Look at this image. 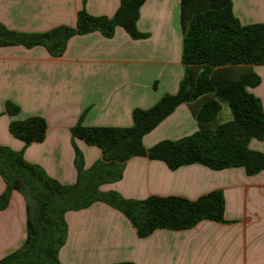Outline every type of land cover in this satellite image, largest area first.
Segmentation results:
<instances>
[{
    "label": "crops",
    "instance_id": "crops-1",
    "mask_svg": "<svg viewBox=\"0 0 264 264\" xmlns=\"http://www.w3.org/2000/svg\"><path fill=\"white\" fill-rule=\"evenodd\" d=\"M119 2L0 0V24L21 33L77 28L81 9L91 16L111 17ZM231 3L241 25L264 23V0ZM180 7L181 0H147L137 21L145 39L132 40L117 27L110 39L99 32L71 37L58 57L42 46L0 47V146L22 151L27 162L60 184H74L75 147L83 155L84 169L101 159L100 149L71 136L80 118L85 127H130L133 109H148L164 94L177 92L184 75ZM248 70L261 79L247 91L261 101L264 111V65L238 66L236 71ZM6 102L19 107L17 116L6 113ZM31 116L45 120L46 136L25 145L8 127L13 120ZM197 129L189 105L181 104L142 143L148 149ZM249 148L264 153V141L253 139ZM5 188L0 178V195ZM100 190L132 200L158 196L190 201L220 190L223 222L202 220L188 229H156L139 238L121 212L95 202L65 214L67 236L58 253L60 264H264V172L247 176L243 168L213 171L198 164L169 170L161 161L138 156L126 162L119 181ZM25 226L26 201L13 191L0 210V259L23 246Z\"/></svg>",
    "mask_w": 264,
    "mask_h": 264
},
{
    "label": "trees",
    "instance_id": "trees-1",
    "mask_svg": "<svg viewBox=\"0 0 264 264\" xmlns=\"http://www.w3.org/2000/svg\"><path fill=\"white\" fill-rule=\"evenodd\" d=\"M146 1L120 0L111 17L91 16L81 9L77 28L60 26L42 33H21L0 24V47L42 46L58 57L71 37L99 32L110 39L117 27L132 40L145 39L147 35L137 29V21ZM180 24L184 75L177 92L164 94L148 109H133L130 127H85L80 118L71 128V136L100 149L101 159L84 169L83 155L75 147L74 184H60L27 162L22 151L0 146V177L6 187L0 195V210L7 207L13 191L26 201L24 244L0 259V264H60L58 253L67 236L65 214L95 202L121 212L139 238L156 229H188L202 220L223 222L220 190L194 201L158 196L132 200L113 191H101L102 185L121 179L126 162L133 157L161 161L169 170L198 164L213 171L243 168L247 176L264 172V153L249 148L253 139L264 141V111L261 101L247 91L261 79L251 70L236 71L238 66L264 65V23L241 25L233 14L231 0H181ZM221 103L229 108L231 119L214 126ZM181 104L189 105L198 129L145 149L143 137ZM5 110L10 117L19 113V107L11 102L5 103ZM8 129L13 137L29 145L45 139L47 125L42 117L31 116L11 121Z\"/></svg>",
    "mask_w": 264,
    "mask_h": 264
},
{
    "label": "rangeland",
    "instance_id": "rangeland-1",
    "mask_svg": "<svg viewBox=\"0 0 264 264\" xmlns=\"http://www.w3.org/2000/svg\"><path fill=\"white\" fill-rule=\"evenodd\" d=\"M222 107L223 108H222L221 112L218 113L217 116H216V119L214 121V126L217 125L218 123H221V122L223 123V122H225L226 120L229 119V118L227 119V115H230L228 107L225 104H222Z\"/></svg>",
    "mask_w": 264,
    "mask_h": 264
}]
</instances>
